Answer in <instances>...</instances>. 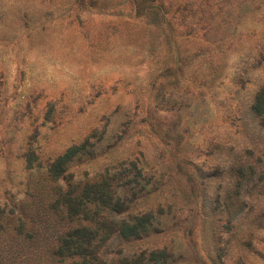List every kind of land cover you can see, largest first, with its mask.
Returning <instances> with one entry per match:
<instances>
[{
    "label": "rangeland",
    "instance_id": "374dc122",
    "mask_svg": "<svg viewBox=\"0 0 264 264\" xmlns=\"http://www.w3.org/2000/svg\"><path fill=\"white\" fill-rule=\"evenodd\" d=\"M263 87L264 0H0V264H73L57 189L128 161L154 216L106 264H264Z\"/></svg>",
    "mask_w": 264,
    "mask_h": 264
},
{
    "label": "trees",
    "instance_id": "16d2710c",
    "mask_svg": "<svg viewBox=\"0 0 264 264\" xmlns=\"http://www.w3.org/2000/svg\"><path fill=\"white\" fill-rule=\"evenodd\" d=\"M263 103L264 87L257 94L254 105L259 114L263 111ZM84 147L85 143L73 144L56 156L48 166L51 178L65 179L67 163ZM142 179L135 162L128 161L105 168L93 181L74 183L69 180L64 189L58 188L56 203L63 206L64 218L75 222V226L58 237L54 254L61 259L72 258L73 264H106L97 254L101 242L113 234L136 236L153 219L150 211H131L138 194L135 187ZM160 256L165 258V251L152 250L147 254L142 251L130 257L122 256L116 264H145Z\"/></svg>",
    "mask_w": 264,
    "mask_h": 264
}]
</instances>
